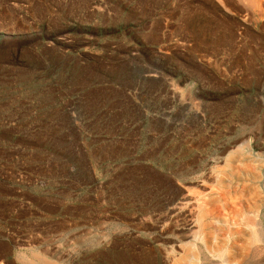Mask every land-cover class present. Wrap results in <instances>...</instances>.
I'll return each instance as SVG.
<instances>
[{"label": "rangeland", "instance_id": "374dc122", "mask_svg": "<svg viewBox=\"0 0 264 264\" xmlns=\"http://www.w3.org/2000/svg\"><path fill=\"white\" fill-rule=\"evenodd\" d=\"M260 1L0 0V264H160L165 180L264 139Z\"/></svg>", "mask_w": 264, "mask_h": 264}, {"label": "bare ground", "instance_id": "6f19581e", "mask_svg": "<svg viewBox=\"0 0 264 264\" xmlns=\"http://www.w3.org/2000/svg\"><path fill=\"white\" fill-rule=\"evenodd\" d=\"M244 1L262 6L260 0ZM257 135L214 152L177 184L164 179L171 194L157 219L160 264H264V153L258 152L264 139L259 143ZM33 259L54 264L39 255Z\"/></svg>", "mask_w": 264, "mask_h": 264}]
</instances>
